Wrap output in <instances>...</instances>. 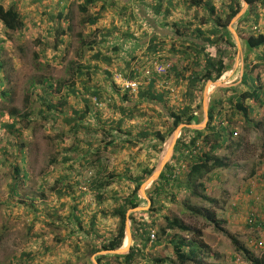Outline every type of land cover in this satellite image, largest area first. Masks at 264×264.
Masks as SVG:
<instances>
[{
  "label": "rangeland",
  "instance_id": "374dc122",
  "mask_svg": "<svg viewBox=\"0 0 264 264\" xmlns=\"http://www.w3.org/2000/svg\"><path fill=\"white\" fill-rule=\"evenodd\" d=\"M222 1L223 3L219 1V3H221L220 8L226 6L225 1L229 0ZM239 1L241 3L243 2V4L241 5L238 15L234 18V21L228 26L231 32L228 37L232 40V31H235L234 26L243 21V18L245 22L248 21L246 23V29L249 32L257 33L259 31L264 33V12L261 11L262 9L258 6L252 8L250 11L249 4L247 5L244 0ZM0 3L7 7L14 3L25 21L21 36L7 32L0 22V63L3 65V73H0V79L5 82V85L0 87V91L3 89H10L12 93L9 101L4 106L6 111L5 114L0 116V124L12 123L13 118L9 115L10 109H15L25 114H31L30 118L19 122L17 128L20 127L21 129L20 135L13 131L6 130L5 128L0 129V149L5 148L8 152L15 153L18 146L25 144L26 164L23 170L28 172L26 178H23V173L21 174L19 180V195L11 198L10 184L13 182L12 173L14 171L15 158L11 155H3L0 150V264H64L65 258H68L71 252L75 255V258L78 255L76 251L71 248H69L70 252L61 251L63 247L57 249V245L59 243H64L65 240L69 241L72 238L78 239L77 234H75L76 232H74L77 229L76 225L71 224V221L76 215L75 207H79L83 210V221L87 223L89 221L90 223V218L97 209L95 202L96 198L89 190L84 191L82 189L85 187L84 184L80 185V190L86 193V195H82L79 190V194L72 193L63 198L58 197L56 188L61 187L63 181L58 179L57 175H53L56 173L53 170L55 168L53 161L56 155L59 157L58 155L63 154L62 148L58 145L60 143L64 145L65 142L70 140H65V134L69 132H67L65 126L61 128L62 125H66L63 118H59L55 122L52 121V119L47 121L39 114L40 108L43 109L45 106H42L38 100L40 91L38 89L33 90L31 88V82L44 77L52 79L55 84L59 81L66 83L68 80H75L73 76L77 74V70L79 69L77 63H82V61H78L79 59L77 60V58L84 54L83 47L85 46L83 43L91 42L96 38L98 39V35L86 34L87 36H85L87 26L82 23L85 16L79 11V5L76 2V4L71 5L69 9L71 17L69 22L71 36L67 41V47L69 48L66 53H64V57L59 58L57 62H51L54 54L53 49L55 41L53 39H55V37H49V39L46 40V45L42 42V39L45 37L50 26L57 28L63 27L61 19L59 21L56 20L59 10L55 7L52 8L50 5L44 8L43 6L49 2L45 1L42 3L41 0H0ZM41 19H44V21L42 22ZM42 30H44V32H42ZM41 43L45 46L44 53L40 52L42 48ZM130 44H132V42ZM242 50L245 51V55H249L244 46ZM242 57L243 55L241 52H238V50L235 51L233 54V61H230V63L232 62V67H230L229 70L232 74L228 76L230 73L227 72L218 81H209L204 85L198 101V122L192 125L181 124L179 127L182 125L185 126L181 130L177 142L187 130H202L207 127L204 126L205 124L208 125L209 122V118L205 113V106L208 109L215 101L220 102L222 98L231 95V92L223 90L229 89L228 87L230 85V89L237 87L235 84L237 85L236 81L239 82V79H241V74L240 66L236 64L237 62L241 63ZM248 57L249 65L248 69L245 71V75H256L257 72L264 73V63L261 62L257 64V67L254 61H252L254 54ZM228 65L230 64L228 63ZM226 83L231 84H227L226 86ZM222 85L224 87H219ZM239 85H241V83ZM214 87H219V89H215L217 92L211 99V89ZM174 91L170 93H174ZM218 94H220L219 97L216 96ZM64 95H66L65 87L61 89V92L55 91V96H57L55 102L60 103L61 101H59V99H62ZM70 103L78 108L84 106L81 101H78L75 95L70 96ZM182 104L183 98L180 99V101H171V106L175 109L181 107ZM146 108H148V106ZM142 109L144 108L139 107V111ZM64 111L66 114H69L68 106ZM262 113L263 115L256 119L252 116L254 126L247 125V123L243 121H238L237 135L233 137V139L238 144L242 143V146L233 148L232 153L234 156L229 154L228 151H231L230 149L221 151V156H228L229 159L231 158L230 164L233 167L235 164H238L242 168L239 171L233 169L231 171L222 172L223 180L221 182L213 180L208 183V191L206 192L210 197L220 199L222 202L228 198L229 215L226 218H221L228 221V224L225 223L223 225L224 231L234 234L240 241L247 244L249 237L256 238L258 235L256 232L254 233L252 230H249L246 223L249 209H253V207L248 204L247 200L244 202L245 200H241L240 197L241 193H243L242 195H246V187L249 186L253 178L249 175L252 169L251 166H249V172L245 175H243L242 170L248 164H253L257 170H259L257 167L264 168V112ZM174 133L169 136L164 143L163 147L166 148L165 151H163L162 147L160 152H155L157 162L156 169L144 184H148L150 179L157 172L160 165L159 160H162L164 153L168 151V145ZM8 142L11 146L8 145ZM2 162L5 164L3 165ZM21 166L23 167L22 164ZM184 166L186 167L187 165L184 163ZM56 174L59 175V173ZM44 177L48 180H44ZM85 179V181L88 180V178ZM41 183L46 184V189L40 186ZM142 190L145 191V197L142 194ZM135 191L138 192L137 196L140 198V200L138 199L140 205L136 210H130L128 214L129 220L127 224L129 232L130 224L133 222L131 217H134L136 221L140 220L142 217H147L150 220L149 210L151 205H149L150 199L147 192L148 190L142 185ZM225 191L228 192L226 193L230 195L229 197L224 194ZM256 192L261 200L258 201L259 204L255 209L260 219H263L264 186H256ZM30 198H33V205L30 204ZM234 202H238L239 205L233 208L232 205ZM107 204L110 203H105L102 205V208H105ZM191 208L197 211L202 210L205 213H207L206 211L220 212L219 208H213L208 202L196 198H189L188 194L181 193L177 197V202L168 200L165 202L163 212L160 211L157 213L158 216L160 215V225H165L164 216L178 218L193 230L185 233L178 232V239L180 238L185 241L194 239L195 230L201 231L204 243L215 255L212 256L210 254L211 251L206 254L201 253L200 256L201 260H203V264H248L242 254L235 252L230 238L224 232H218L214 224L207 222L203 216L192 214L190 212ZM204 212L203 214L205 215ZM99 214L101 213H98V215ZM228 219H230V221ZM102 220L104 219L102 218ZM161 237L164 242L163 245L156 249L149 247V256L145 259H138V264H157L155 262L156 259L161 260L166 258H170V261H175L172 255L174 247L169 243V238L163 235H161ZM86 242L87 241H84V244H86ZM127 245L129 248H132L130 241H128ZM250 246H252V244ZM123 249H125V246L116 251ZM251 249L257 256L261 255V251L258 249ZM86 250H88L87 246L85 248V251ZM28 252L32 253V257L29 258L26 256L25 253ZM208 254H210L211 257H209ZM93 260L98 262L97 255L90 257V259L83 256V258L79 260L76 259V262L73 263L84 264L88 263V261L93 262Z\"/></svg>",
  "mask_w": 264,
  "mask_h": 264
},
{
  "label": "trees",
  "instance_id": "16d2710c",
  "mask_svg": "<svg viewBox=\"0 0 264 264\" xmlns=\"http://www.w3.org/2000/svg\"><path fill=\"white\" fill-rule=\"evenodd\" d=\"M166 0H157V4L154 6V12L160 13L164 6ZM249 6L250 11L252 8L258 7L260 4H264V0H245ZM100 0H84L79 6V11L85 17L82 20L84 25L96 26L100 20V14H91V9L95 8L98 5ZM200 0H195L194 4L199 6ZM241 8V2L239 0H231V4L225 8L224 17L221 14L216 13L215 26L211 29L210 32L201 33L203 39H199L200 35L195 37L189 47H185L184 53L190 56L188 49H192L197 58L194 67L191 71V76L184 84V86L179 83L180 76L178 75V68L171 67L168 71V76L155 74L152 70V65H149L151 58L148 59L149 67V76L146 79L147 84L141 87L137 98L139 102L149 104L155 109H160L161 111L165 110V115H159L161 130L154 132V140L156 141L155 148L156 152L161 151V146L166 142L169 136H171L174 131L181 125H192L198 122L197 112H198V101L200 99L204 85L209 81L216 82L227 72L228 65L226 60L229 61L233 58L235 45L231 43L230 38L228 37V26L232 20L238 15ZM211 14H215V10H211ZM0 22L4 26L5 30L14 35H22V30L25 26L24 18L19 13L15 4L5 7L0 3ZM61 29V28H60ZM70 29V28H69ZM65 30L57 31L56 43H63L64 39L63 34ZM61 35V36H59ZM179 37V36H178ZM186 36L181 35L179 38H184ZM105 38V39H104ZM107 38L103 36L101 43L107 42ZM198 38V39H196ZM240 38L245 42L247 51L249 55L254 54L260 62H264V52L260 49H264V33H253L249 32L247 29H244L240 33ZM156 37L151 39V48L148 50L150 56L157 54V47L160 46V42H156ZM189 42V41H186ZM83 45H88L90 50H94V42H85ZM92 45V46H91ZM162 45V44H161ZM203 45V46H202ZM196 47V49L194 48ZM207 48L209 53H207ZM216 49V54L212 53V49ZM248 55V56H249ZM100 53L96 57L99 59ZM204 57L205 64L203 65L200 60ZM110 58L107 57L106 62L110 63ZM146 65V64H145ZM142 65L141 67H143ZM256 66V65H255ZM146 67V66H144ZM258 67V66H257ZM77 70V78H79L81 84H78L76 81H67L57 82L56 84L52 79L44 77L37 81L31 82V88L33 90L38 89L40 93L38 94V100L44 105L45 108H40L39 114L42 115L44 120L52 119V121H57L59 118H63L67 125L75 127L72 130L65 134V140L69 139L72 135L75 137L79 132L82 134L87 133L84 129V126L80 122H84V119L90 115L92 109H97L98 111L105 107L117 108L116 103L113 99L104 97L98 92L91 91V87L87 86L83 82V79L86 78L90 72L85 71L90 67H81L79 65ZM91 69V68H90ZM256 72V71H255ZM0 73H3V65L0 63ZM251 73V72H250ZM262 74V75H261ZM144 76L142 72H133L129 78ZM176 77V83L181 84L185 88V97H183V104L178 109H175L171 106V93L170 91L160 92L157 89L159 83H167L172 77ZM79 82V83H80ZM5 82L0 79V87L4 86ZM66 88V95L60 103L55 102V91L61 92L62 88ZM120 90V89H119ZM231 92L229 97L225 99L222 98L221 101H215L217 105H214L213 108L209 111V122L207 127L202 131L196 130H187L185 134L178 140L175 147V155L170 163H168L163 170L162 174L159 177V180L154 185V189L151 192V208L149 210L150 220H143L142 222L136 221L134 217H131L135 225V234L137 236V242L128 254L125 255H113L111 257L100 256L98 258L99 264H138V259L146 258L149 256L147 254L148 246V229L154 228L157 230V240L152 245V248L156 249L163 245V239L161 235L166 238H169V243L173 245V257L175 261H170V258L156 259L157 264H203L201 260V253L206 254L211 250L208 249L207 245L203 241V234L201 231H194V239L185 241L178 239V232H189L193 231L187 225H185L178 218H170L169 216H164L165 225L161 226L159 222L160 215L158 212H163L165 202L172 200L177 202V197L182 191H186V194L189 195V198H196L201 201H205L211 204L213 208H219V211H197L196 209L191 208L190 212L195 215H200L205 218L210 224H214L215 229L218 232H224L231 240L235 252L242 254L244 259L248 264H264V251L257 248L254 244L256 241L254 238L248 239V244L240 241L237 236L232 233L224 231L223 225L228 221H225L221 218H226L228 216V198L223 202L220 199H215L210 197L206 192L208 191L207 184L213 180L222 181V172L231 171L236 169L239 171L242 167L238 164H235L234 167L230 164V159L228 156H221L220 152L224 149H230L229 154L234 156L233 148H239L242 146V143L238 144L234 141L233 137L237 135V124L238 121H243L247 125L254 126L253 118L261 117L264 112V73H256V75L246 74L242 80L241 85L223 90ZM124 101L126 104L129 103L128 92H125ZM10 89H3L0 91V116L5 114V104L9 101L11 96ZM75 95L78 101H81L84 106L79 108H73L71 114H66L64 109L68 106L71 107L70 96ZM61 97V96H60ZM111 100V101H110ZM197 105V106H195ZM225 105V106H224ZM131 107V104L127 105ZM221 106L225 107L222 108ZM82 108V109H81ZM112 109V110H113ZM123 109V108H121ZM127 109V107H126ZM123 112V111H122ZM97 114V113H96ZM9 115L13 118L12 123L9 124H0V129L5 128L6 130L13 131L14 133L20 135L21 129L17 128L21 120H26L31 117V114H25L15 109L9 110ZM163 117L166 118V121L163 120ZM220 123V124H219ZM260 125V124H259ZM90 130V129H88ZM89 134V133H88ZM64 135V133H63ZM233 139V140H232ZM77 144L83 142V138H77ZM10 142V141H9ZM8 142V145L10 143ZM110 142L109 144H112ZM264 146V145H263ZM25 144L18 146L17 150L14 152H8L5 148L0 149L3 155H11L15 158L14 162V171L12 173L13 182L10 184L11 198L17 197L19 195V180L21 174L23 173V178H26L28 172L24 171V166L26 164L25 160ZM68 159V158H66ZM20 163V164H19ZM184 163L187 165L184 168ZM4 165L5 163L2 162ZM23 165V167L21 166ZM153 170H145L144 175L137 180V189H139L146 180L150 178L153 173ZM258 170L254 167L249 175L250 177L256 176ZM94 178V177H93ZM88 178L83 184L91 186V192L95 195L97 205L101 206L109 197L106 190L113 184L112 176H109L103 181L98 176L97 178ZM82 182V181H81ZM46 184L41 183L43 189H46ZM239 188V187H238ZM136 189V190H137ZM249 191V186L246 187V192ZM59 198L65 197L67 192L63 190L56 191ZM224 192L225 195L230 196ZM245 192V193H246ZM224 198V197H223ZM30 204L33 205V198H30ZM115 207L112 211H104L102 215L104 218L111 217L118 220L117 229L114 235L111 237H104L99 239V234L95 232V220L97 215L92 217V227L88 230L86 235L94 234L96 235L98 241H100V246L94 245L92 248L88 249L84 256L89 258L95 255L98 252L103 251H116L123 247L125 238H126V225L128 221V212L139 207L140 201L137 200V191H134L131 195L124 197H115L113 199ZM31 205V206H32ZM205 213V215L203 214ZM76 215L71 223L76 224V231L80 232L82 230L83 214L76 207ZM227 220V219H226ZM262 222V221H261ZM259 224L264 226V221ZM140 230L143 231L141 234ZM160 233V234H158ZM252 244V246H250ZM255 248H254V247ZM75 248L79 250V245L76 244ZM258 249L261 251V255L257 256L254 251L251 249ZM80 252V251H79ZM29 258L32 257V253H25ZM212 256H215L211 251ZM209 257H211V255ZM83 258V257H82ZM235 259V257H234ZM169 260V261H168ZM65 264H74L67 262ZM86 264H92L91 261H88Z\"/></svg>",
  "mask_w": 264,
  "mask_h": 264
},
{
  "label": "crops",
  "instance_id": "0c3cea01",
  "mask_svg": "<svg viewBox=\"0 0 264 264\" xmlns=\"http://www.w3.org/2000/svg\"><path fill=\"white\" fill-rule=\"evenodd\" d=\"M41 1L42 3L45 1L49 2L43 6L44 8L47 7V5H50L52 8L55 7L59 10L56 20L59 21L61 19V24H63V27L58 28L50 26L45 37H43L42 42H44L46 45V40L49 39V37L52 38L54 36L56 39L57 31L59 32L61 29L66 31L62 37L64 39L63 43L57 44L56 40L53 39L55 43L53 49L54 54L51 62H57L59 58L64 57V53H66L67 49L69 48L67 47V41L71 36V30L69 29V22L71 18L69 9L71 5L76 4V2L80 6L84 0ZM156 1L157 0H100L98 5L91 9V14H100V20L98 24L96 26L85 25L87 26L85 36H87L86 34H97L98 39L96 38L92 40V42H94L93 51L88 48V45H84V54L77 58V60L79 59L78 61H82V63H77L78 67L80 65L81 67L89 66L91 68L85 69V71L90 72V74L87 75L85 79H83V82L86 83L87 86L91 87V91L102 94L103 98L106 97L113 99V101L115 100L114 103H116L117 108L113 109L107 106L100 109L99 111L97 109L91 110L90 115L84 119V122H80V124L84 126V130L87 133L82 134V132H79L75 137L71 135L69 138L70 140L65 142L64 145H62L63 143L58 145L62 148L63 154L58 155L59 157L56 155L53 161L55 166L53 170L56 173H59V175L56 173L53 175H57L58 179L63 181L61 187L56 188V191L63 190L64 192L66 191L68 195L72 193L79 194L80 192L82 195H86V193L80 190V185H82L83 182H86L85 178L94 177L93 179H95L99 176L103 181L109 176H112L113 184H111L106 192H104L107 193L109 198L102 205L107 202L110 204H107L105 208H102V205L98 206L97 202L95 201L97 209L91 216L90 223L89 221L88 223L83 221L81 232L77 231L75 233L77 234L78 239L72 238L69 241L65 240L64 243H59L57 245V249L59 247H63L61 251H69V248H71L78 254L75 258V255L71 252L68 258H65L64 264L65 262L73 263L76 262V259H81L84 256V253L87 251H85L86 246L88 249L92 248L94 245L100 246V241H98L96 235H86V233H88L87 231L92 227V217L94 215H97V218H99L95 220L94 225L95 232L99 234V239L101 237H111V235H114L117 229L118 220L111 217L104 218L102 212L112 211L114 209L115 204L113 203L112 198L131 195L137 189V180L144 175L145 170H152L154 168V173L156 169L155 167L157 162L155 158V152L157 149L155 148L156 141L154 140L153 135L155 131L162 129L160 125V119L158 117L160 114L164 116L166 112L165 110H157L153 106H150L146 103L141 104L137 98V94L130 93L128 94V104H131L132 106L128 107V104H126L124 101V96H126V93L119 90V88L114 84L112 80V71L118 70L124 73L126 77H130L133 72H143L145 75L146 71H148L147 67L150 68V66H148L146 63L148 62V59L151 57L160 58L162 62L167 63L169 66H175L178 68V75L180 76L179 83L184 86V84L189 79V76H191L190 73L193 71L192 68L194 67L195 62H197V58L195 53H192V49L187 50L192 51L190 52V56L184 53L185 47H189L192 40L198 35H200L199 39H203L201 33L210 32L211 29L216 27V13H219L222 15V17H224L223 11L231 4V0L225 1L226 6L220 8L221 3H223L222 0H200L201 2L199 6L194 4L195 0H166L164 2L162 11L158 14L154 12V6L157 4ZM219 1H221V3H219ZM242 4L243 2L241 5ZM259 8L262 9V12H264V4H261V7ZM212 9L215 10L214 15L211 14ZM41 21L43 22L44 19H41ZM241 22L234 26L235 31L238 34L235 31H232L233 38L232 40L230 39L231 43L235 45L234 52L238 50V52H241L243 55L241 58V63L237 62L236 64L240 66L241 79H239V82L236 81L237 85L235 84V86H238L240 83H242V80L245 77V71L248 69L249 65V57L247 54L245 55V51L242 50L243 46L246 49L247 47L245 42L240 38V33L242 30L246 29V23L248 21L245 22L243 18V21ZM227 30L228 34H230L231 32L229 28H227ZM42 32H44V30H42ZM181 35L186 37L179 38ZM103 36L108 38L107 42H104V40L102 44L101 40L103 39ZM152 37H156L157 41L160 42V46L157 47V54L155 53L150 56L152 53H150L148 50L151 48L150 44ZM129 42H132V44ZM41 46L42 48L40 52L44 53L45 46L42 43ZM194 48L196 49V47ZM261 51L264 52V49H260V52ZM206 52H210L208 48ZM99 53V59H96ZM212 53L216 54L215 48L212 49ZM107 57L110 58L109 64L106 62ZM203 59L204 57H202L200 62H202L204 65L205 60ZM230 61H233V58L229 61L226 60L227 65L228 63L230 64L228 65L227 69V72L230 73L228 76L232 74L229 70L230 67H232V62L230 63ZM252 61H254L256 66L257 64L261 63L259 59L255 57V55ZM142 65L146 67H141ZM75 76H73L75 80L70 81H76L78 84H81L79 78ZM174 79H176V77L173 76L170 79L171 82L168 86H166L165 83H159L157 85V89H159L160 92H166L170 90V92H172L177 89L174 91V93H171L172 96L170 98L173 102L174 100L180 101V99L186 96L185 88L181 84H177L176 80ZM228 79L231 80L230 78ZM227 84L229 83H226V86ZM230 86L228 87L229 89ZM219 87L224 86L222 85ZM219 87H214L211 89V99L217 92L215 89H219ZM216 96L219 97L220 94ZM214 105H217V103L214 102L213 105L208 108V115L210 109L213 108ZM147 106L148 108H146ZM139 107H143L144 109L139 111ZM68 108L69 114H71V112H73L72 109L78 107L73 106L72 108L71 105V107ZM163 119L166 121L165 117H163ZM72 125L73 126H69L67 124L62 125L61 128L65 126L67 132H70L72 128L75 127V124ZM77 138H83V142L81 144H77ZM112 141L113 143L109 144ZM175 147L176 144L173 148V152L168 163L172 161L175 155ZM165 149L166 148L163 147V151H165ZM159 162H161V160H159ZM249 166H251V169L254 168L253 164H248L242 170L243 175L249 172ZM257 168H259L257 173L264 171L263 167ZM44 180L48 179L44 177ZM158 180L159 179L146 187L150 199V202L148 200L150 203L149 205L152 203L151 192L153 191L154 185ZM84 185L85 188H87L84 191L89 190L91 192V186L86 184ZM181 193L186 194V191H182ZM143 196L145 197L146 194ZM138 199L140 200V198L137 196V200ZM78 209L82 214L84 213L79 207ZM98 213L101 214L98 215ZM102 218L104 220H102ZM228 220L230 221V219ZM135 229L134 222H131L130 242L132 246H134L136 243L138 244L136 241L137 236L135 234ZM127 231L128 224L126 225V236ZM82 240L87 241L86 244H84V241ZM76 244L79 245V250L75 248ZM127 244L128 238L126 237L123 247H127ZM146 250L148 254L149 246H147ZM106 252L107 251L98 252L95 255H97V259L102 255L107 257H111L113 255H125L111 253L108 254ZM91 263L98 264V262L94 260L93 262L91 261Z\"/></svg>",
  "mask_w": 264,
  "mask_h": 264
},
{
  "label": "built area",
  "instance_id": "2783aa9c",
  "mask_svg": "<svg viewBox=\"0 0 264 264\" xmlns=\"http://www.w3.org/2000/svg\"><path fill=\"white\" fill-rule=\"evenodd\" d=\"M258 33H261L258 31ZM150 65H152V70L155 74L158 75H167L168 71L171 68L167 63H164L160 60V58H152L150 61ZM150 72L149 69L146 71V74L144 76H138L129 78L126 77L124 74L118 72V71H112V79L115 82V85L123 92H128L130 94H138L141 87L147 84L146 79L149 76ZM171 81H168L165 83L166 86L170 85ZM185 168V166H184ZM256 186H264V171L261 173H257L256 176H254L250 183H249V191H247L245 194L242 195L241 193L240 197L241 200L248 201L249 205H252L253 209H249V214H247L246 223L249 230H252V232H256L258 237L255 239V245L257 248L261 249V251H264V226H261L262 224H259V222H263V219H260V216L257 214V210L255 207L259 204L258 201H260V196L256 192ZM87 188H83V190H86ZM252 197V198H251ZM250 200V201H249ZM237 203H234L232 206H237ZM143 220H149L147 217H142L138 222H142ZM261 222V223H262ZM148 246L151 248L154 242L157 240V230L154 228L148 229ZM141 234H143V231L140 230ZM255 234V235H256Z\"/></svg>",
  "mask_w": 264,
  "mask_h": 264
},
{
  "label": "water",
  "instance_id": "95a60500",
  "mask_svg": "<svg viewBox=\"0 0 264 264\" xmlns=\"http://www.w3.org/2000/svg\"><path fill=\"white\" fill-rule=\"evenodd\" d=\"M246 4L248 5V3H246ZM207 112H208V109L205 106V113L208 116V113ZM184 126L182 125L181 127H179L177 129V131L174 133V135L172 137V140H171L170 144L168 145V151H167L166 156L162 158V160L160 162V165H159V168L157 169V172L153 175V177L150 179V181L148 182V184L147 183L146 184H143V187L144 188L147 187L148 185H150L151 183L155 182L157 179H159L160 175L162 174V171H163L164 167L170 161V157H171V154L173 152V148H174L175 144L177 143V139L179 138L178 136L181 133V130L183 129ZM204 126L206 127L207 125L205 124ZM142 194L143 195L145 194V191L144 190H142ZM127 238H128V241L131 240V235H130V232L129 231H127ZM129 249L130 248L127 246L123 250H120V251H110L108 253H111V254H123V253L129 252L130 251Z\"/></svg>",
  "mask_w": 264,
  "mask_h": 264
},
{
  "label": "clouds",
  "instance_id": "9594fccd",
  "mask_svg": "<svg viewBox=\"0 0 264 264\" xmlns=\"http://www.w3.org/2000/svg\"><path fill=\"white\" fill-rule=\"evenodd\" d=\"M245 3H247V2H245ZM258 6H259V7H261V4H260V5H258ZM232 21H234V19H233ZM234 203H235V202H234ZM234 203H233V204H234ZM237 205H238V204H237ZM232 207H233V206H232ZM235 207H236V206H235ZM233 208H234V207H233Z\"/></svg>",
  "mask_w": 264,
  "mask_h": 264
},
{
  "label": "bare ground",
  "instance_id": "6f19581e",
  "mask_svg": "<svg viewBox=\"0 0 264 264\" xmlns=\"http://www.w3.org/2000/svg\"><path fill=\"white\" fill-rule=\"evenodd\" d=\"M166 154H167V151L164 153L163 157H165V156H166Z\"/></svg>",
  "mask_w": 264,
  "mask_h": 264
},
{
  "label": "flooded vegetation",
  "instance_id": "af4514ba",
  "mask_svg": "<svg viewBox=\"0 0 264 264\" xmlns=\"http://www.w3.org/2000/svg\"><path fill=\"white\" fill-rule=\"evenodd\" d=\"M208 118H209V115H208Z\"/></svg>",
  "mask_w": 264,
  "mask_h": 264
}]
</instances>
